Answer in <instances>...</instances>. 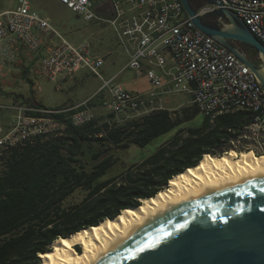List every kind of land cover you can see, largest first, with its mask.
<instances>
[{
  "label": "built area",
  "instance_id": "1",
  "mask_svg": "<svg viewBox=\"0 0 264 264\" xmlns=\"http://www.w3.org/2000/svg\"><path fill=\"white\" fill-rule=\"evenodd\" d=\"M58 1L88 22L111 27L126 55V68L136 77H144L148 89L133 93L115 83L116 75L104 78V58L94 55L86 41L69 42L49 19L32 10V0H16L13 9L0 11V74L20 48L36 52L43 35L49 34L54 41L40 59L41 77L61 83L85 70L101 84L91 97L72 107L43 108L34 99L30 104L10 107L14 114L7 123H0V165L15 149L63 135L67 124L81 127L92 122L95 106L113 116L104 121L110 128L113 123L123 124L163 109L162 97L177 93L191 95L198 113L211 123L221 114L249 112L252 120L244 128V138L254 147L263 148L260 136L264 133V91L258 78L232 53L197 29L180 0H107L104 9H110L108 14L98 12L92 0ZM217 3L218 6L197 10V15L222 7L244 23L264 46V0ZM31 89L33 93L37 91L35 83Z\"/></svg>",
  "mask_w": 264,
  "mask_h": 264
},
{
  "label": "trees",
  "instance_id": "2",
  "mask_svg": "<svg viewBox=\"0 0 264 264\" xmlns=\"http://www.w3.org/2000/svg\"><path fill=\"white\" fill-rule=\"evenodd\" d=\"M252 61L261 64L259 59ZM197 113L184 108L173 117L157 109L110 128L96 119L81 127L67 124L61 136L11 151L0 170V264H40V254L53 241L138 207L140 199L154 197L171 177L195 166L204 154L251 151L244 138V128L252 120L249 112L221 114L213 123L203 117L196 127H182ZM173 130L150 156L104 178L119 160L114 152L130 145L144 147ZM260 141L263 148L252 149L256 155L264 154V133ZM77 190L85 192L84 198L65 206Z\"/></svg>",
  "mask_w": 264,
  "mask_h": 264
},
{
  "label": "water",
  "instance_id": "3",
  "mask_svg": "<svg viewBox=\"0 0 264 264\" xmlns=\"http://www.w3.org/2000/svg\"><path fill=\"white\" fill-rule=\"evenodd\" d=\"M180 2L193 25L246 65L264 91V46L248 27L222 7L197 15L207 5L218 6L217 0ZM235 43L255 51L261 64ZM102 264H264V176L164 214Z\"/></svg>",
  "mask_w": 264,
  "mask_h": 264
},
{
  "label": "bare ground",
  "instance_id": "4",
  "mask_svg": "<svg viewBox=\"0 0 264 264\" xmlns=\"http://www.w3.org/2000/svg\"><path fill=\"white\" fill-rule=\"evenodd\" d=\"M264 176V154H204L198 163L173 176L154 197L140 199L138 208L123 209L64 238H58L40 254V264H102L145 226L177 207L237 187ZM78 248V249H77Z\"/></svg>",
  "mask_w": 264,
  "mask_h": 264
},
{
  "label": "rangeland",
  "instance_id": "5",
  "mask_svg": "<svg viewBox=\"0 0 264 264\" xmlns=\"http://www.w3.org/2000/svg\"><path fill=\"white\" fill-rule=\"evenodd\" d=\"M8 2L11 6L13 7L16 6V0H0V8L7 7ZM45 2H47L46 9H51L52 13H56V15L59 16L60 18L57 20H52L53 26H55V29L60 34L62 35L68 34L71 29H76L78 31V36L80 35L79 40L81 41L85 40L87 42V40L89 39V37H87L88 36L87 34H89L91 30H96V32L99 33L103 38H106L108 40H114L115 38L114 31L109 26L107 25L96 26V24L86 21L83 17L71 12L70 10H64L67 9L66 7L58 6L52 1L46 0ZM112 47L113 48L110 51L112 52L111 56L115 59V62L114 64L109 63L108 71L104 70L102 72L104 78L113 76V74H115L117 70L121 68L126 61V58L123 55L124 53L123 48L119 45H115ZM73 76L74 75L69 77L68 80L72 81ZM9 80L10 79L8 77L4 78L2 74H0V81H9ZM126 82H134L132 86L126 87L128 90L131 88L132 90L141 93L148 89L147 80L144 77H136L135 74L129 69L124 70L119 75L117 74V77L115 79V83L125 84ZM100 84L101 82L97 77H95L94 75L90 74L85 70H83L82 76L78 78L76 88L71 90H68L65 84H60L58 82H48L43 77L37 76L35 78V86L37 88V91L33 93L34 94L33 96L36 103H40L45 108H54L67 102L68 98L74 102L84 99L85 97L89 96ZM60 86H62V90H58ZM9 91L10 89H8L7 87L0 86V107H6L5 109H0V112L3 111V113L7 114L8 116L13 114V111L9 110V108L12 106V102L9 99L10 97ZM183 102H185L184 96L183 94L180 93L170 95L161 100V103L167 107L178 106ZM184 107L187 108L190 112H192L191 105L185 102L181 108L171 111L172 116L175 117L177 113H180L182 109H184ZM93 114L95 119L98 121V123H104V121L108 117L107 114L99 106L94 107ZM201 119L202 116L198 114L191 121L184 123L182 127H192L198 125V123L200 125ZM174 132H169L165 135L158 136L153 140H151L144 147L130 145L127 149L118 150L114 152V155H118L119 160L117 164L110 169L108 174L104 176V178L112 177L118 174L119 172H121L124 168L128 167L130 164H132V162L138 161L141 158H144L154 153L160 144L164 143V141L166 142L170 137H172ZM252 149L255 150V147L249 145V150L252 151ZM257 150L260 151L261 149L257 148ZM113 151L114 150H112L111 152L113 153ZM251 151H246V152H251ZM242 152L245 151L242 150L237 153L239 154ZM252 152L254 153V151ZM88 155L89 152L87 154V160L89 161L90 159L88 158ZM1 168L2 165H0V170ZM84 196H85L84 191L77 190L71 196H69L64 201L63 204L65 206L78 204L81 202Z\"/></svg>",
  "mask_w": 264,
  "mask_h": 264
},
{
  "label": "crops",
  "instance_id": "6",
  "mask_svg": "<svg viewBox=\"0 0 264 264\" xmlns=\"http://www.w3.org/2000/svg\"><path fill=\"white\" fill-rule=\"evenodd\" d=\"M45 1L46 0H32L31 8H32V10L36 11L41 17L49 19L51 25L53 26L52 20H57L60 18H59V16L56 15V13H52L51 9H46L47 8V2H45ZM47 1H52L53 3L57 4L58 6L65 7L64 5L59 3L58 0H47ZM92 1L98 7V9H97L98 12H101L103 14L109 13L110 9H104L105 7H107V4H108L107 0L106 1L105 0H92ZM7 4H8V6L5 8H0V11L10 10V9L14 8L13 6H11L9 4V2ZM58 10H60V9H58ZM64 10H69V9H64ZM103 25L105 26V24H101V25L96 24V26H103ZM53 27L55 28V26H53ZM76 31H77L76 29H71L68 34H64L63 36L69 42H71L73 44H79L83 41L85 42V40H83V41L79 40L80 35L78 36V31L77 32ZM87 35H88L87 37H89V39H88L89 41L87 40V43L89 44L91 52L94 55L102 56L104 58V65L102 67L101 72H103L104 70L108 71V68H109L108 64L109 63L114 64V62H115V59L111 56L112 52L110 50L113 48L112 46L119 45L118 42L116 41V38H114V40H108L106 38H103L99 33L96 32V30H91L89 32V34H87ZM42 38H43V43H42L41 47L36 52L30 53V52L26 51L25 49L20 48L18 54L16 55V58L12 62L7 61L5 63V67H4L2 76L4 78L8 77L10 80L9 81H0V86H5L8 89H10L9 99L12 102V106L16 105V104H20V103L30 104L33 102V99H34L33 95L34 94L32 92L31 87L35 83V78L37 76H40L38 74V66H39L40 59L45 54L46 47L54 41V38L49 34L43 35ZM3 49L5 50L6 46H4ZM123 55L126 58L125 53H123ZM126 64H127V58H126L124 65L121 68H119L117 70V72L115 74H113V76L116 75V77H117V74L119 75L124 70H126L127 69ZM82 74H83V70H79L73 74L74 76L72 78V81L68 80V78H67L66 80L62 81L60 84H65L66 88L68 90L74 89L77 86L78 78L81 77ZM113 76H110V77H113ZM110 77H108V78H110ZM133 84H134V82H126L125 84H122V85L124 86V88L126 90H128L126 87L132 86ZM99 86L89 96L85 97L82 100L74 102L68 98L67 102L63 103L60 106L54 107V108L75 106V105L83 102L85 99L91 97L98 90ZM58 90H62V86H60ZM128 91L133 92V93H138V92L132 90L131 88ZM177 94H179V93H177ZM180 94H183L184 100L186 103L190 104L193 109H196L194 107V105L192 104L191 95L186 94V93H180ZM170 95H173V94H167V95L163 96L162 99H164ZM185 102L179 104L178 106H174V107L173 106L167 107V106H164L162 103H161V105H163L162 106L163 109H166L169 112H171V111H174L178 108H181ZM9 110L13 111V114H14L13 109L9 108ZM198 114L199 113H197V115ZM12 115L8 116L7 114L3 113V111H1L0 112V123L1 124L7 123ZM202 119H203V116H202ZM202 119H201V121H202ZM198 125H199V123H198ZM198 125H196V126H198ZM196 126H192V127H196ZM174 131L175 130H173L172 132H174ZM150 155H148V156H150ZM148 156H146V157H148ZM146 157L141 158L138 161H134V162H132V164L133 163H139L140 161H142Z\"/></svg>",
  "mask_w": 264,
  "mask_h": 264
},
{
  "label": "flooded vegetation",
  "instance_id": "7",
  "mask_svg": "<svg viewBox=\"0 0 264 264\" xmlns=\"http://www.w3.org/2000/svg\"><path fill=\"white\" fill-rule=\"evenodd\" d=\"M194 2L193 3H201L202 0H193ZM235 45L240 49L242 50L247 56L249 59L253 60V59H257V55H256V52L253 51L252 49H250L249 47H246L240 43H235Z\"/></svg>",
  "mask_w": 264,
  "mask_h": 264
}]
</instances>
